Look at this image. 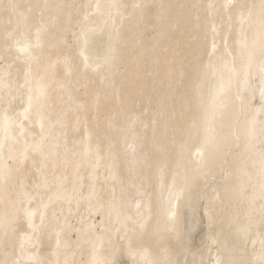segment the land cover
Here are the masks:
<instances>
[{
  "label": "bare ground",
  "instance_id": "obj_1",
  "mask_svg": "<svg viewBox=\"0 0 264 264\" xmlns=\"http://www.w3.org/2000/svg\"><path fill=\"white\" fill-rule=\"evenodd\" d=\"M121 256L264 264V0H0V264Z\"/></svg>",
  "mask_w": 264,
  "mask_h": 264
},
{
  "label": "rangeland",
  "instance_id": "obj_2",
  "mask_svg": "<svg viewBox=\"0 0 264 264\" xmlns=\"http://www.w3.org/2000/svg\"><path fill=\"white\" fill-rule=\"evenodd\" d=\"M203 203V202H202ZM99 218V219H98ZM205 215L203 213L202 210H200V224L198 229L195 231L193 237H192V246L194 247H199L200 244H202L203 239L205 237L206 231H207V224H206V219H205ZM97 219L100 220L101 216L98 215ZM76 237V235H75ZM116 264H132L130 259L125 257V256H121L118 259V262Z\"/></svg>",
  "mask_w": 264,
  "mask_h": 264
}]
</instances>
